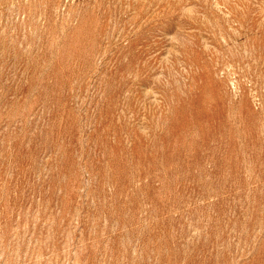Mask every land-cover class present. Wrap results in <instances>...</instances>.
<instances>
[{
    "label": "rangeland",
    "instance_id": "374dc122",
    "mask_svg": "<svg viewBox=\"0 0 264 264\" xmlns=\"http://www.w3.org/2000/svg\"><path fill=\"white\" fill-rule=\"evenodd\" d=\"M0 264H264V0H0Z\"/></svg>",
    "mask_w": 264,
    "mask_h": 264
}]
</instances>
